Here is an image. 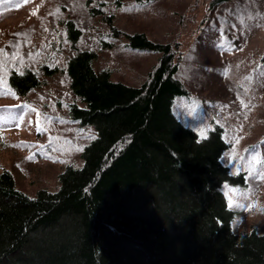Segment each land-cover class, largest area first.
I'll return each instance as SVG.
<instances>
[{
    "label": "trees",
    "instance_id": "trees-1",
    "mask_svg": "<svg viewBox=\"0 0 264 264\" xmlns=\"http://www.w3.org/2000/svg\"><path fill=\"white\" fill-rule=\"evenodd\" d=\"M18 1L0 0V11ZM85 4L106 35L158 57L140 84L113 80L107 68H94V49L79 47L76 20H63L72 50L64 70L82 103H69L68 114L93 126L94 136L81 165L60 170L56 190L29 195L0 169V264H264V232L232 228L223 185H244L246 172L223 162L224 128L214 124L200 135L173 110L176 97L189 96L178 77L180 43L125 32L103 1ZM57 70L12 68L7 84L24 95Z\"/></svg>",
    "mask_w": 264,
    "mask_h": 264
},
{
    "label": "rangeland",
    "instance_id": "rangeland-1",
    "mask_svg": "<svg viewBox=\"0 0 264 264\" xmlns=\"http://www.w3.org/2000/svg\"><path fill=\"white\" fill-rule=\"evenodd\" d=\"M91 1H103L125 32L180 43L178 77L189 96L176 97L173 110L200 135L214 124L224 128L230 147L221 158L231 171L246 172L244 185H223L234 193L226 195L235 211L232 228L264 232V0L214 7L210 0ZM85 3L19 0L0 11V169H9L29 195L56 190L60 170L81 165L82 148L95 132L68 114V104L78 100L64 70L72 50L63 20H76L83 32L79 47L94 49V68H107L113 80L140 84L158 57L127 47L123 36L106 35L104 22ZM102 39L111 45L104 47ZM41 64L58 67L42 76L41 86L18 95L7 84L10 69Z\"/></svg>",
    "mask_w": 264,
    "mask_h": 264
},
{
    "label": "clouds",
    "instance_id": "clouds-1",
    "mask_svg": "<svg viewBox=\"0 0 264 264\" xmlns=\"http://www.w3.org/2000/svg\"><path fill=\"white\" fill-rule=\"evenodd\" d=\"M225 195H234V193H231L227 188L223 189Z\"/></svg>",
    "mask_w": 264,
    "mask_h": 264
},
{
    "label": "snow or ice",
    "instance_id": "snow-or-ice-1",
    "mask_svg": "<svg viewBox=\"0 0 264 264\" xmlns=\"http://www.w3.org/2000/svg\"><path fill=\"white\" fill-rule=\"evenodd\" d=\"M23 74V73H22ZM21 119H22V117H21ZM230 204H231V201H230Z\"/></svg>",
    "mask_w": 264,
    "mask_h": 264
}]
</instances>
